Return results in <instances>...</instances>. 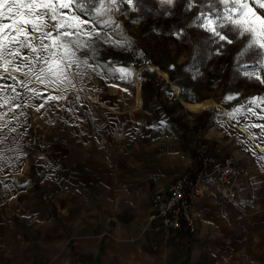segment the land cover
Segmentation results:
<instances>
[{
  "label": "rangeland",
  "instance_id": "rangeland-1",
  "mask_svg": "<svg viewBox=\"0 0 264 264\" xmlns=\"http://www.w3.org/2000/svg\"><path fill=\"white\" fill-rule=\"evenodd\" d=\"M211 2L203 0L202 5L193 3L189 7L188 0H174L172 5L163 6L159 0H140L137 11H126L128 6L121 4L120 10L111 14L115 23L101 32V36H106L109 42L98 40L92 50H86L87 57L81 56L82 59H88V65L96 66L95 71L83 64L79 69L73 67L74 73L79 71L82 75L75 76L72 85H62L59 91L48 89L56 88L54 86L29 83L28 88L35 89L39 99H30L35 95L33 91L15 85L16 92L11 91L12 97H16L14 100L17 101L21 98L22 105L26 102L27 110L26 116L22 114L20 117L13 113L10 124L15 137L13 145L10 143L8 146H12V150L19 147L22 155L0 159V264H97L91 255L77 247V241L83 240V233H78L80 225L77 221L74 223L73 218L69 223L68 215L69 212L78 215V212L86 210L90 217L84 220L87 227L91 228L92 235L97 238L105 229L108 213L96 206L97 200L90 190L84 194L69 185L74 177L77 182L87 154H97V159L91 160L92 168L98 166V163L113 166L116 162L115 144L110 142L114 133L105 128L107 124H115V119L110 117L113 113L110 109L100 108L85 93L91 95L93 90L101 88L103 95L108 96V105L112 108L133 104L137 79L141 85L139 69L150 67L143 65L138 68L142 62L140 49L157 63L152 67L163 83L157 100L151 102L142 98L145 108L150 110L161 104L164 108H159L160 115L167 108L170 117L189 127L192 125L189 123L196 121L202 111L214 116L221 113L220 119H223L225 113L215 107L191 112L182 105L181 99H212L223 104L226 116L228 113L231 121L242 122L258 138L264 139L261 131L264 128L260 127L264 125V84L244 75L245 70L241 66L251 62L247 56H237L243 45L242 39H237L233 44L217 42L215 37L197 26L199 21L194 22L199 13L212 11ZM145 3H148L147 6ZM141 11L163 13V20L170 29L158 30L157 25H152L151 19L143 16ZM231 50H235V54L228 57L226 64L221 63V57L229 55ZM161 70L166 71L168 76H164ZM258 71L264 76V70ZM15 75L20 80L26 79L20 78L18 73ZM173 78L182 86L184 98L179 86L173 83ZM111 82L120 83L122 93L116 96L115 90H109ZM10 83L12 85L13 81ZM40 104L43 107H39ZM92 107L105 117L104 127L101 128L100 121L91 115ZM229 118L227 116L224 120L229 121ZM151 129L156 132L155 140L148 143L153 150L156 151L158 146L162 149L165 142L163 135L167 133H172L173 144L182 148L183 138L178 139L180 134L175 123L169 124L162 118L151 125ZM157 133L161 137H157ZM224 134L227 139L234 141L237 132L233 130ZM192 140V150L200 141L207 143L201 138V133L197 136L194 134ZM183 152L185 154L177 161L185 165L182 173L195 165L193 153L184 148ZM248 156V167H244L237 157L232 156L242 169L240 186L233 196L229 195L225 187L214 185L208 186L204 197L198 201H208L206 208L209 211L213 203L210 198L215 195V191H223L217 198L218 202H227L223 210L224 218L229 220L227 226L249 233L246 235L250 239V247L230 264H264V181L260 176V172H264V157L259 152L248 153ZM242 177L245 179L244 184ZM78 200L93 203L95 207L92 210L88 207H74V201ZM192 220L194 230L188 232L195 234L197 228L194 215ZM190 251L189 246L188 256ZM196 261L195 264H200ZM205 264H215V257L207 259Z\"/></svg>",
  "mask_w": 264,
  "mask_h": 264
},
{
  "label": "crops",
  "instance_id": "crops-1",
  "mask_svg": "<svg viewBox=\"0 0 264 264\" xmlns=\"http://www.w3.org/2000/svg\"><path fill=\"white\" fill-rule=\"evenodd\" d=\"M18 74L20 78L25 79L21 73ZM0 75L7 74L0 69ZM10 81L11 79H0V159L6 158L5 156L16 158L22 155L19 147L16 146L15 150H12L13 147L8 144L13 145L15 137L10 125L13 113L16 116L19 114L20 117L22 114L25 115L27 104L23 102L22 105L21 98H18V101L11 99L6 102V98L12 97L11 87H5L11 85ZM136 81L134 103L126 107L114 104L116 106L112 108L108 105L109 99L106 98L108 96L103 95L101 88L93 90L91 95L85 93L97 102L100 108H108L113 112L110 117L115 119V124L105 126V117L100 115V111L90 108L91 115L100 121L101 128L105 126L108 131L114 133V139L110 138V142L115 144L116 162L113 166L98 163V166L92 168L91 160L97 159V152L96 155L87 154L84 157L86 162L81 165L83 170L81 174L78 173L77 182L74 177L69 185L73 190L84 194H88L90 190L97 200L96 206L108 213L105 229L96 238L84 220L90 217L86 210H79L78 215L69 212V223L73 218L74 223L77 221L80 225L78 233L80 235L83 233V240L77 241V247L83 253L91 255L97 264H195L196 259H199L196 262L205 264L211 257H215V264L232 263L236 256L245 254L246 248L250 247V239L246 235L248 232L236 231L227 226L229 220L223 216L227 202H218L217 198L223 193L221 190L215 191V195L210 198L213 203L209 206V211L206 208L208 201L194 204L192 212L197 228L195 234L182 231L169 236L163 230L152 229L148 218L151 212L150 197L165 189L171 181L181 175L185 165L177 161L185 154L183 148L192 153L194 134L193 132L185 134L177 127L180 134L178 139L183 138L182 144L180 142L182 148L173 144V134L167 133L163 135L165 142L162 149L158 146L156 151L153 150L152 145L148 143L156 138L155 129H151L156 120L154 113L151 114V109L145 108L142 104L140 83L138 79ZM62 88L48 87L52 91H59ZM108 88L115 90L116 96L123 91L122 85L118 82H111ZM219 114L215 116L211 114L209 121L200 131L201 138L209 144L215 155L237 157L244 167H248L250 163L248 153L259 152L264 157V139L258 138L242 122L231 121L228 113L229 121L224 120V116L220 119ZM233 130L237 132L236 138L230 141L224 133ZM263 130L261 129L262 134ZM108 135L112 136L110 133ZM157 137H161L159 133ZM260 173L264 181V172ZM240 179L241 176L235 192L240 186ZM73 206L84 209L88 207L91 210L95 207L93 203L81 200L74 201ZM189 246L190 256L187 255Z\"/></svg>",
  "mask_w": 264,
  "mask_h": 264
},
{
  "label": "snow or ice",
  "instance_id": "snow-or-ice-1",
  "mask_svg": "<svg viewBox=\"0 0 264 264\" xmlns=\"http://www.w3.org/2000/svg\"><path fill=\"white\" fill-rule=\"evenodd\" d=\"M159 3L172 5L174 0ZM193 3L202 5L203 0H188L189 7ZM121 4L128 6L126 11H137L140 0H0V69L7 74L0 75V79L13 81L5 87L16 92L18 84L35 93L30 99H39V93L28 88L29 83L56 88L72 85L74 77L82 75L79 71L74 73L73 67L88 65V59L81 58L88 56L86 50H92L98 40L109 42L101 32L115 23L111 14L118 12ZM211 9L207 14L199 13L194 22L199 21L197 26L217 42L233 44L242 39L237 56H247L251 62L241 66L244 75L264 84V76L258 71L264 70V0H212ZM88 16L95 18H85ZM17 60L20 62L16 63ZM88 67L96 70L94 65ZM15 73L26 79H18ZM15 98L8 97L6 102Z\"/></svg>",
  "mask_w": 264,
  "mask_h": 264
},
{
  "label": "built area",
  "instance_id": "built-area-1",
  "mask_svg": "<svg viewBox=\"0 0 264 264\" xmlns=\"http://www.w3.org/2000/svg\"><path fill=\"white\" fill-rule=\"evenodd\" d=\"M194 166L171 181L165 189L150 197L149 221L154 231L163 230L173 236L187 230L192 232V208L200 201L208 186L225 187L234 195L242 169L232 156L218 157L205 142L194 148Z\"/></svg>",
  "mask_w": 264,
  "mask_h": 264
},
{
  "label": "trees",
  "instance_id": "trees-1",
  "mask_svg": "<svg viewBox=\"0 0 264 264\" xmlns=\"http://www.w3.org/2000/svg\"><path fill=\"white\" fill-rule=\"evenodd\" d=\"M146 4H148V3H145V6H147ZM89 7L91 8V4L89 5ZM141 12H142L143 16H145L149 20L151 19L150 23H152V25H157L158 30L170 29V26L167 23H165L166 21L163 20V18L165 16L163 13H159L157 11H141ZM152 19H153V21H152ZM140 52H141V56H142L141 57L142 62H140L138 64V68H140L143 65H150L151 66V67H142L139 69L138 75H139V78L141 80V85H140L141 95L145 101L154 102L155 100L158 99V97L160 95V91L162 89L163 83L160 80V77L156 73L155 69L152 67L154 65H157V63L155 61H153L152 59H150L143 49H140ZM235 52H236L235 50H231L229 52V55L224 54V56L221 57V63L226 64L228 57L231 56V54L234 55ZM172 81H173V83H175L176 85L179 86L180 94L184 98L182 86H180L175 81L174 78L172 79ZM159 108H164V107L161 106V104H160L156 107L150 108L151 111H153L155 113L156 122H159L160 119L165 118V120L167 122L175 123L176 126L178 128H181L185 134L187 132H193L196 136L198 134H200L201 129L205 126V124L209 121V119L211 117V113H209L207 111H202L197 115L196 121L194 122V124H192L191 126L188 127L187 124L183 125L181 123H178L175 118L170 117L169 110L167 108H166V110L163 109L164 113H163V115H160L158 113ZM192 153H193V156H195L194 149L192 150Z\"/></svg>",
  "mask_w": 264,
  "mask_h": 264
},
{
  "label": "bare ground",
  "instance_id": "bare-ground-1",
  "mask_svg": "<svg viewBox=\"0 0 264 264\" xmlns=\"http://www.w3.org/2000/svg\"><path fill=\"white\" fill-rule=\"evenodd\" d=\"M161 73L164 76H168L166 71L161 70ZM176 90H177V88H176ZM181 103L188 111H191V112H198V111H201L203 109L215 107L216 109H219L222 112H224L225 113L224 119H227L225 107L223 106V104H221L215 100L203 99V100H199V101H186V100L181 99Z\"/></svg>",
  "mask_w": 264,
  "mask_h": 264
},
{
  "label": "water",
  "instance_id": "water-1",
  "mask_svg": "<svg viewBox=\"0 0 264 264\" xmlns=\"http://www.w3.org/2000/svg\"><path fill=\"white\" fill-rule=\"evenodd\" d=\"M151 67V66H150Z\"/></svg>",
  "mask_w": 264,
  "mask_h": 264
}]
</instances>
